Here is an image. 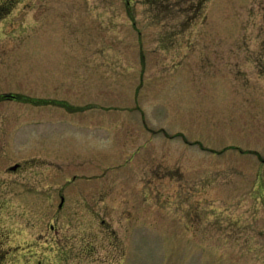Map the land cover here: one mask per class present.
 I'll use <instances>...</instances> for the list:
<instances>
[{"label": "rangeland", "instance_id": "obj_1", "mask_svg": "<svg viewBox=\"0 0 264 264\" xmlns=\"http://www.w3.org/2000/svg\"><path fill=\"white\" fill-rule=\"evenodd\" d=\"M0 8V264H264V0Z\"/></svg>", "mask_w": 264, "mask_h": 264}, {"label": "water", "instance_id": "obj_2", "mask_svg": "<svg viewBox=\"0 0 264 264\" xmlns=\"http://www.w3.org/2000/svg\"><path fill=\"white\" fill-rule=\"evenodd\" d=\"M17 167H18V164L12 166L11 168H12L13 170H15Z\"/></svg>", "mask_w": 264, "mask_h": 264}, {"label": "flooded vegetation", "instance_id": "obj_3", "mask_svg": "<svg viewBox=\"0 0 264 264\" xmlns=\"http://www.w3.org/2000/svg\"><path fill=\"white\" fill-rule=\"evenodd\" d=\"M1 9V8H0Z\"/></svg>", "mask_w": 264, "mask_h": 264}]
</instances>
